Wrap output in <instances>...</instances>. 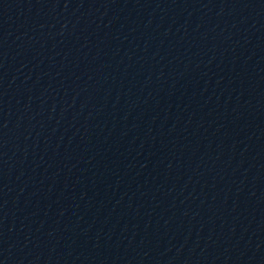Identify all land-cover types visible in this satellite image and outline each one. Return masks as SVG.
<instances>
[{"label": "water", "instance_id": "1", "mask_svg": "<svg viewBox=\"0 0 264 264\" xmlns=\"http://www.w3.org/2000/svg\"><path fill=\"white\" fill-rule=\"evenodd\" d=\"M0 264H264V0H0Z\"/></svg>", "mask_w": 264, "mask_h": 264}]
</instances>
